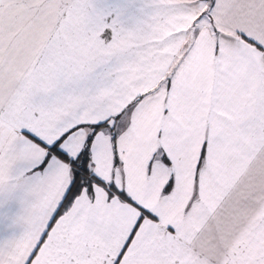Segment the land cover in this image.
<instances>
[{
	"label": "snow or ice",
	"instance_id": "obj_1",
	"mask_svg": "<svg viewBox=\"0 0 264 264\" xmlns=\"http://www.w3.org/2000/svg\"><path fill=\"white\" fill-rule=\"evenodd\" d=\"M0 264H264V0H0Z\"/></svg>",
	"mask_w": 264,
	"mask_h": 264
}]
</instances>
